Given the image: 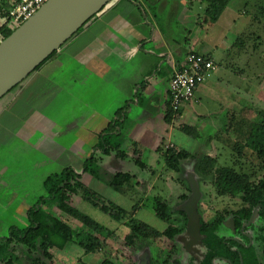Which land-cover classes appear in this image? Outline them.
<instances>
[{"label":"rangeland","instance_id":"rangeland-1","mask_svg":"<svg viewBox=\"0 0 264 264\" xmlns=\"http://www.w3.org/2000/svg\"><path fill=\"white\" fill-rule=\"evenodd\" d=\"M146 1L150 4L158 1V4L163 5H158L162 7L158 16L167 28L175 31L180 42L184 43V37L189 38L186 49L190 47L189 41L195 42L197 38L201 39V46L218 45L213 48L217 69L205 84L209 88L208 94L198 96L197 102L189 105L187 115L175 121V127L171 129L170 139L177 145L176 149L188 151L196 158L183 161L182 171L170 169L164 155L168 147L164 145L158 152H151L148 148L133 144V140L127 136L126 123L123 128L121 122L117 127L122 129V135L116 136V139L122 142L120 151H125L126 156L118 159L116 151L111 149L112 153L103 155L100 162L106 174L98 179L85 173L82 182L98 193L102 200L112 201L129 212L133 211L134 218L163 231L169 225L183 224L184 217L176 210L184 202L181 196L191 194L187 175L194 172L203 194L199 201L202 217L208 223L220 215L230 218L232 211L242 207L240 198L220 194L211 174L195 171V164L210 155L216 161L215 168L228 166L250 175L251 180L256 181L262 176L253 153L247 149L241 156L239 145L244 144L243 137H240L242 127H246L250 121L264 123V113L260 112L264 111V0H230L219 14L208 9V0ZM10 5L11 0H0V26L7 20ZM189 16L199 19V23L194 25L198 28L196 32L190 33L188 25L185 28L178 23L179 19ZM207 21H214L208 35L201 27ZM146 22H149L148 19ZM57 54L0 99V236L9 235L10 225L21 228L28 225L27 210L46 194L44 181L48 175L60 172L67 166L75 170L83 169L81 166L85 160L77 152L80 145L76 144L83 123L80 80H75L76 83L65 76L61 65L64 62L59 60ZM51 69L56 74L45 75ZM45 80L51 82L44 84L41 92L32 95L30 88H37ZM214 84L220 87L215 88ZM23 85L29 87L19 94L18 90ZM31 110L38 111L37 116L40 114L53 119V122L42 125L37 118L25 122L23 115ZM185 125L197 129L199 137L187 134L183 129ZM40 139L42 143L38 147L37 141ZM97 153L102 155L100 150ZM136 159L147 166L143 168ZM118 170L132 176L120 191L108 183L111 175ZM144 183L146 190L142 187ZM158 197L174 210L169 221L156 215ZM69 202L105 229L88 226L60 211L55 205L46 209L81 231V238L77 241L89 242L90 236H96L104 247L95 253H85L77 242L67 244L63 250L52 248L50 251L54 257L50 264H102L106 259L114 264L141 262L143 250L127 244L125 240L130 232L128 222L112 219L83 200L81 194H71ZM172 243L168 238L151 240L152 256L164 259Z\"/></svg>","mask_w":264,"mask_h":264},{"label":"crops","instance_id":"crops-1","mask_svg":"<svg viewBox=\"0 0 264 264\" xmlns=\"http://www.w3.org/2000/svg\"><path fill=\"white\" fill-rule=\"evenodd\" d=\"M158 5L163 6L158 1L150 4L146 0H112L57 51V57H60L57 59L64 62L61 65L65 76L73 81L80 80L83 123L76 144L80 145L77 152L82 154L83 160L94 152L100 133L112 121L123 122V128L126 123L127 136L139 147L151 152H158L164 145L176 148L170 139L174 122L187 115L189 105L197 102L198 96L208 94L209 88L205 84L209 80L198 87L194 100L182 107L172 123L165 121L169 83L175 69L191 51L206 54L215 61L213 48L218 45L201 46V39L197 38L195 42L189 41L190 47L186 49L189 38L184 37V43L180 42L175 31L167 28L158 16L162 9ZM178 23L185 28L188 25L191 33L198 29L194 25L199 19L189 16L179 19ZM213 25L214 21H207L201 27L207 33ZM53 72L51 69L45 75H55ZM49 82L45 80L37 88L31 87V94H38ZM25 87L29 85L21 86L18 93L21 94ZM214 87L220 86L214 84ZM36 113L38 111L31 110L23 115L24 121L37 118L42 125L53 122V119ZM117 130L122 129L117 127ZM41 141H37L38 147ZM76 170L83 173V169Z\"/></svg>","mask_w":264,"mask_h":264},{"label":"trees","instance_id":"trees-1","mask_svg":"<svg viewBox=\"0 0 264 264\" xmlns=\"http://www.w3.org/2000/svg\"><path fill=\"white\" fill-rule=\"evenodd\" d=\"M208 2V9H213L219 14L229 4L230 0H208ZM96 16L97 14L88 20L85 25ZM9 20L8 11L6 22L0 26V42L16 29L9 27ZM83 27L80 28L73 37L77 35ZM56 53L57 51L50 55L36 68V70ZM19 85L20 84L17 86ZM179 112L174 111L168 101L165 121L167 123H172L179 115ZM260 112L264 113V111ZM119 123V121L110 122L108 127L100 133L98 142L94 146V152L83 162L82 174L89 173L92 177L98 179L102 174H106L100 162L104 158L103 155L106 156L112 153L111 149L116 151L115 156L118 157V159H122L126 156L125 151H120L122 142L116 139V136L122 135L120 130L116 128L119 126ZM183 129L194 138H198L200 135L199 131L192 126L185 125ZM241 129L240 137H243L244 144L239 145L240 155L243 156L245 150L248 149L255 156L258 162V171L262 172V176L257 181L255 179L251 180L250 175L237 172L235 169L228 166L215 168L214 164L216 161L214 157L210 155L204 156L195 164V171L211 174L214 185L220 194L240 198L243 204L242 207L232 212L239 227L251 218L255 207H258L260 204L264 206V123L250 121L246 127H242ZM99 150L102 155L97 153ZM135 152H137L136 149ZM164 155L166 157L165 161L167 166L175 171L184 170L182 168L183 161L196 158V156L190 152L183 149L177 150L176 148L167 149ZM136 162L143 168L147 166L139 159H136ZM208 163L211 164L210 168V164L208 165ZM82 174L76 172L73 167L67 166L60 172L50 174L46 177L44 181L46 194L41 196L40 199L27 210L28 225L24 228L15 224L10 225L9 235L0 236V264H50L54 257L53 253L50 251L52 248L63 250L67 244L75 242L83 247L85 253H95L99 251V249H102L104 244L100 238L96 236H90L89 242L82 240L77 241L78 238H81V231L46 209L47 207L55 205L60 211L88 226H100L105 229L98 221L71 205L69 202L71 194H81L83 200L100 209L103 213L108 214L112 219L118 222H128L127 224L130 228V232L126 235L125 240L127 244L136 245L138 248L148 247L150 246L151 240H158L160 238H168L175 241L178 235L186 230L188 218L185 212L176 210L184 217L183 224L169 225L163 231L154 229L147 223L134 218L133 211L129 212L127 209H124L112 201L107 202L106 200H102L98 193L82 182ZM131 178L132 176L130 173L118 170L111 175V179H109L108 183L113 189L120 191ZM145 183L148 185V182ZM145 183L142 186L144 190L147 188ZM188 188L191 193L189 182ZM189 197L190 194L185 193L181 196V199L185 201ZM155 210L156 215L164 221H169L171 212L174 211L170 208L168 203L160 197L156 199ZM262 216H264V211H262ZM221 222L222 219L219 218L211 224H206L201 219V231L205 236L204 244L207 247V253L205 259L200 264H212V259L215 255L229 258L235 264H241L240 257L243 260L242 264H264L263 225L259 227V224L255 226L253 224L257 233L256 240L260 244L262 252L260 256L254 245L250 247L238 245L240 253H234L230 248L231 246L227 245L224 239L217 234ZM231 244L237 245L236 242H232ZM173 248L175 249V245H173ZM102 264L114 263L110 259H106ZM152 264H155V262Z\"/></svg>","mask_w":264,"mask_h":264},{"label":"water","instance_id":"water-1","mask_svg":"<svg viewBox=\"0 0 264 264\" xmlns=\"http://www.w3.org/2000/svg\"><path fill=\"white\" fill-rule=\"evenodd\" d=\"M112 0H50L30 19L0 42V99L23 82L50 55L60 48ZM190 197L178 210L188 218L187 234L191 240L201 234V213L198 210L202 191L194 172L187 175ZM255 208L249 223L255 221ZM187 243L190 248L193 242ZM139 264H150L149 257Z\"/></svg>","mask_w":264,"mask_h":264},{"label":"flooded vegetation","instance_id":"flooded-vegetation-1","mask_svg":"<svg viewBox=\"0 0 264 264\" xmlns=\"http://www.w3.org/2000/svg\"><path fill=\"white\" fill-rule=\"evenodd\" d=\"M255 208H258V216L256 217L255 221L248 224L250 220L249 219L240 227L237 225L232 215L233 211L230 214L231 216L230 218L227 217L224 218L222 215L216 218V220L219 218L222 219L221 226L217 231V234L224 239V242L227 245L231 246L230 247L231 250L236 254L240 253V249L238 245L243 247H250L254 245L256 246L260 256L262 254L260 249V244L256 240L257 233H256V228L254 226L256 224H259V227L261 225L264 226V216H262V211H264V206L263 204H260L258 207ZM198 210H199V205H198ZM201 219L203 220L204 223L211 224L208 223L203 217H201ZM191 239L192 238H190L189 235L187 234V228H186V230L182 234L178 235L175 241L171 240L173 242L172 244L175 245V249L173 248L172 245L171 250L167 251L168 254L167 256L164 257V259L160 260V258L158 257H153L151 254L150 246H148L145 248H140L144 252L140 261H142V259L145 260L147 255V257H149L150 264H152L153 262H155V264H200L205 259L207 253V247L204 244L205 236L201 231L199 237L194 238V241H192ZM191 241L193 242V244L190 248H188L187 243H190ZM232 242H236L237 245H232L231 244ZM240 261L242 264L243 260L241 257H240ZM212 264H235V263L232 262V260L229 258L215 255L212 259Z\"/></svg>","mask_w":264,"mask_h":264},{"label":"built area","instance_id":"built-area-1","mask_svg":"<svg viewBox=\"0 0 264 264\" xmlns=\"http://www.w3.org/2000/svg\"><path fill=\"white\" fill-rule=\"evenodd\" d=\"M48 1L50 0H14L9 10V27L12 29L19 27ZM216 69L217 64L208 55L189 52L170 79L168 99L172 109L179 112L183 106L191 102L198 87L210 80Z\"/></svg>","mask_w":264,"mask_h":264}]
</instances>
